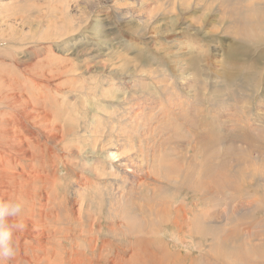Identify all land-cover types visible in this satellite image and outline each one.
<instances>
[{
	"label": "rangeland",
	"instance_id": "obj_1",
	"mask_svg": "<svg viewBox=\"0 0 264 264\" xmlns=\"http://www.w3.org/2000/svg\"><path fill=\"white\" fill-rule=\"evenodd\" d=\"M263 24L264 0H0V88L34 114L3 264H264Z\"/></svg>",
	"mask_w": 264,
	"mask_h": 264
},
{
	"label": "bare ground",
	"instance_id": "obj_2",
	"mask_svg": "<svg viewBox=\"0 0 264 264\" xmlns=\"http://www.w3.org/2000/svg\"><path fill=\"white\" fill-rule=\"evenodd\" d=\"M23 16V15H22ZM19 19V18H18ZM22 19L24 20L25 23H27L29 21L28 17L26 16V18L23 16ZM22 23V22H21ZM264 25V24H263ZM59 29V28H58ZM3 32V31H2ZM57 32V31H56ZM66 33H68V31H66ZM64 34V33H63ZM5 35V34H4ZM25 35H20V37L22 38V40H26L24 38ZM52 37H47V39H51ZM9 42V41H8ZM10 43V42H9ZM31 42L27 41H21L19 43H10L12 44L13 46L10 45V47H13V48H20L22 49V53L23 55L25 56V60L26 61H22V64H23V67L25 68V74L27 76H30V72H28V68L29 66L31 65L30 61H28L30 59V44ZM6 46L7 43L5 44ZM16 46V47H15ZM1 48V47H0ZM1 52V51H0ZM1 55V54H0ZM18 56V55H17ZM16 57V56H15ZM21 58V57H20ZM250 68V67H249ZM32 73V72H31ZM26 76V77H27ZM250 76V75H249ZM6 77V76H5ZM25 77V78H26ZM242 77V76H241ZM247 77V76H245ZM244 77V78H245ZM31 78V77H30ZM248 79V78H247ZM27 82V81H26ZM4 85V84H3ZM28 87H29V83L26 84ZM8 86V85H7ZM6 88V87H5ZM2 88H0V113H1V119H0V123L3 120H6L7 121V124L4 125V129L7 133H9V137H10V140H9V144L12 142L13 145H11L12 148V152H10V154H8L7 157H5L4 159H2L0 157V186L1 185H5V184H9V185H13V184H19V186L22 188L23 185H24V179H27L26 177V170L23 169V171H19L18 170V166H21L20 162H19V157H26L28 156V153H29V149L26 145H24V141L25 139L23 138V140L21 139V137H26V132L22 129L24 128V125L25 123H28L29 122V119L30 117L32 118L33 115H32V110L30 109L31 106H32V101H31V98H29V96L25 93L23 94H16L15 93V90L16 88L15 87H9V88H6L4 90H1ZM194 106V105H193ZM183 108V107H182ZM163 109V108H161ZM244 110V108L242 109ZM174 111V110H173ZM205 111V110H204ZM203 111V112H204ZM246 111V110H244ZM8 112V114L6 113ZM172 111H170L171 113ZM195 113V112H194ZM198 113V112H197ZM239 113V112H238ZM245 113V112H244ZM196 114V113H195ZM169 115V114H168ZM172 115V114H171ZM198 115V114H197ZM210 115V114H209ZM50 116V115H49ZM226 117V116H224ZM16 118V119H15ZM13 119H15V121H13ZM188 119V118H187ZM204 120V119H203ZM206 120V119H205ZM209 120V119H208ZM188 121V120H187ZM193 121V120H192ZM190 123V122H189ZM226 123V122H225ZM255 123V122H254ZM253 123V124H254ZM2 124V123H1ZM32 124V123H31ZM191 124V123H190ZM250 124V123H249ZM193 125V124H192ZM191 125V126H192ZM212 125V124H211ZM226 125V124H225ZM245 125V124H244ZM200 126V125H199ZM198 126V127H199ZM220 126V124H219ZM224 126V125H222ZM195 127V126H194ZM213 127V126H212ZM187 128V127H186ZM206 128V127H205ZM1 129V128H0ZM3 129V130H4ZM25 129V128H24ZM196 129V128H195ZM222 129V128H221ZM245 129V128H244ZM264 129V128H263ZM213 130V129H212ZM247 130V129H246ZM2 131V130H1ZM4 131V132H5ZM19 131V132H18ZM209 131V130H208ZM217 131V130H216ZM219 131V130H218ZM222 132V131H221ZM219 133V132H218ZM4 134V133H3ZM222 135V134H221ZM249 135V134H248ZM250 136V135H249ZM247 136V137H249ZM6 137V136H5ZM8 137V138H9ZM3 138V136H2ZM27 138V137H26ZM220 139L222 141V136H216V140L217 139ZM240 138V137H239ZM1 139V138H0ZM253 139V138H252ZM243 140V139H242ZM218 141V140H217ZM5 142V141H4ZM7 142V141H6ZM5 142V143H6ZM207 142V141H206ZM223 142V141H222ZM225 142V141H224ZM1 145V144H0ZM127 145V144H126ZM220 145V144H219ZM4 148V147H3ZM3 154V153H2ZM108 155V154H107ZM1 156V155H0ZM116 156V155H114ZM35 157V156H34ZM108 158V157H107ZM116 158V157H115ZM114 158V159H115ZM110 159V157L108 158ZM112 159V158H111ZM121 160V159H120ZM4 161V162H3ZM29 161V160H28ZM125 161V159L123 160ZM5 162L7 165H10V163H14L15 166L14 168L15 169H6L5 167ZM117 162V161H116ZM126 162V161H125ZM124 162V163H125ZM127 164V163H126ZM129 166V165H128ZM222 168V167H220ZM220 170V169H218ZM32 171V170H31ZM135 172V171H134ZM218 173V172H217ZM135 174V173H134ZM219 174V173H218ZM213 177L217 176L216 175V172H214V174H212ZM214 177V179H215ZM134 178V177H133ZM216 181V179H215ZM217 182V181H216ZM215 182V183H216ZM23 183V184H22ZM8 186V185H7ZM31 186V185H30ZM160 186V185H159ZM158 187V186H157ZM216 187V186H215ZM216 189V190H215ZM23 190H25V194H27V188L24 187ZM43 190V189H42ZM215 191H217L218 189L217 188H214ZM5 190L3 189V194H5L4 192ZM30 196V195H29ZM26 197V195H25ZM28 197V195H27ZM172 199V198H171ZM28 202V201H27ZM151 208V207H150ZM152 209V208H151ZM153 210V209H152ZM151 211V210H150ZM149 211V212H150ZM121 213V212H120ZM52 218V217H51ZM177 218V217H176ZM40 220V219H39ZM44 224V223H42ZM177 224V223H176ZM41 225V224H39ZM38 225V226H39ZM42 226V225H41ZM41 228V227H40ZM44 230V228H43ZM42 230V231H43ZM50 230V229H49ZM53 230V229H52ZM35 233H33L34 235ZM40 234V232H39ZM42 234V233H41ZM44 234V233H43ZM210 235V234H209ZM23 236V235H22ZM43 237V236H42ZM41 238V237H40ZM45 238V237H44ZM36 242V241H35ZM34 242V243H35ZM38 243V242H37ZM42 243V242H41ZM40 244V243H39ZM38 244V245H39ZM41 247H42V244H41ZM35 249V248H34ZM42 249V248H40ZM43 250V249H42ZM35 251V250H34ZM24 253V252H23ZM28 256V255H27ZM209 256V255H208ZM43 257V256H42ZM44 258V257H43ZM25 261V260H24ZM209 262V261H208ZM27 263V262H26ZM21 264V263H20Z\"/></svg>",
	"mask_w": 264,
	"mask_h": 264
},
{
	"label": "clouds",
	"instance_id": "obj_3",
	"mask_svg": "<svg viewBox=\"0 0 264 264\" xmlns=\"http://www.w3.org/2000/svg\"><path fill=\"white\" fill-rule=\"evenodd\" d=\"M190 51L195 52L194 44L189 43ZM27 202L23 198L0 200V264L4 260L14 259L18 252L15 233L23 229L21 217Z\"/></svg>",
	"mask_w": 264,
	"mask_h": 264
}]
</instances>
